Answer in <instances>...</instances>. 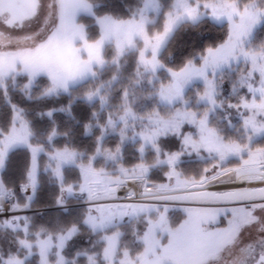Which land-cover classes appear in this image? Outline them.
<instances>
[{"label":"snow or ice","instance_id":"obj_1","mask_svg":"<svg viewBox=\"0 0 264 264\" xmlns=\"http://www.w3.org/2000/svg\"><path fill=\"white\" fill-rule=\"evenodd\" d=\"M0 264H264V0H0Z\"/></svg>","mask_w":264,"mask_h":264},{"label":"trees","instance_id":"obj_2","mask_svg":"<svg viewBox=\"0 0 264 264\" xmlns=\"http://www.w3.org/2000/svg\"><path fill=\"white\" fill-rule=\"evenodd\" d=\"M112 2H113V4H114V6L119 7L120 0H112ZM220 34H221V33H219V32H215V33L212 34V36L220 35ZM192 39H193L192 37H185V38H184L183 48H181V49H179V50L176 51V56H177L178 59L180 58V55H181V52H182V51H183V52H186V51L188 50L189 46H190L191 43H192ZM210 39H211V36L209 37V40H207V41H203V42H205V43L210 42ZM83 111H84V109H83L82 107H81V108H77V112H78V114L82 113ZM81 242H82V241H81Z\"/></svg>","mask_w":264,"mask_h":264}]
</instances>
